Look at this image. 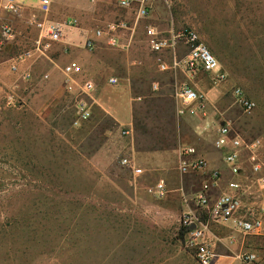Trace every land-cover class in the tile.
I'll return each mask as SVG.
<instances>
[{
  "label": "rangeland",
  "instance_id": "1",
  "mask_svg": "<svg viewBox=\"0 0 264 264\" xmlns=\"http://www.w3.org/2000/svg\"><path fill=\"white\" fill-rule=\"evenodd\" d=\"M22 1L9 12L0 0V264H197L180 234L181 220L199 212L192 197L211 171L221 173L217 192L230 177L213 146L219 124L229 122L246 142L259 141L261 171L246 168L242 206L256 211L264 202V0H130L127 8L118 0H100L93 11L90 0H53L48 14L38 10L37 0ZM45 21L61 25L59 42L41 33L37 24ZM81 27L104 33L96 41V57L120 70L138 48V56L151 61L149 27L163 38L183 29L199 35L227 80L217 86L200 79L204 93L219 90L214 106L207 107L214 130L199 136L193 130L198 119H180L181 146L209 154L218 168L181 174L177 143L151 147L169 138L171 104L154 99L148 84L144 100L133 107L131 126L117 123L90 98L91 119L76 123L74 104L87 73L83 59L90 57L76 45ZM111 35L118 48L108 44ZM177 53L185 54L182 45ZM72 60L81 65V75L63 72ZM103 80L102 90L113 92L109 106L128 119L127 97ZM234 87L254 103L250 112L235 103ZM125 158L143 175L134 176L122 164ZM160 179L167 193L157 199L149 190ZM207 228L215 253L222 255L218 264H240L241 252H252L260 257L256 264H264V233L243 236L210 221ZM229 236L236 242L228 243Z\"/></svg>",
  "mask_w": 264,
  "mask_h": 264
},
{
  "label": "built area",
  "instance_id": "2",
  "mask_svg": "<svg viewBox=\"0 0 264 264\" xmlns=\"http://www.w3.org/2000/svg\"><path fill=\"white\" fill-rule=\"evenodd\" d=\"M1 2L4 9L9 12H16L24 5V2L19 0H1ZM51 4L52 0H37V8L44 14H48ZM118 4L121 8H127L130 5V0H118ZM146 15L144 9L139 11V16L145 17ZM37 26L44 37L50 41H60L62 34L60 24L45 21L38 23ZM109 31L113 32L114 27L110 26ZM103 35L102 31H95L91 38L85 40L84 47L89 50L94 49L96 40ZM145 37L151 52L158 55L170 52L172 55L167 62L162 58L158 59L160 71L180 72L189 78L202 74L215 84L227 80V73L194 30L183 29L177 33L171 31L169 38H163L155 28L150 27L145 31ZM108 44L112 47H118L117 39L114 36L108 38ZM179 45L185 49V54L182 57L176 55ZM63 72L67 75H80L82 70L78 63L70 61L63 68ZM108 83L113 85L116 83V79L110 78ZM94 91L95 85L91 81H85L81 86L79 97L74 104L76 123L87 122L91 119L93 112L89 98ZM173 97L178 104L176 113L179 117L184 115L205 116V96L194 90L188 83L181 82L179 86L175 87ZM232 97L245 112H250L254 107L252 100L239 87L232 89ZM213 138V146L223 154L222 161L230 177L224 188L217 192L216 189L220 188L222 183L221 173L211 171L206 181L200 185L192 197L196 210L199 212L197 214H185L181 220L183 242L192 252L197 264H218L222 258V255L215 253L214 245L211 242L207 228L209 221L243 236L260 237L264 233V202L258 206L256 211L242 206V196H244L245 191L241 178L246 168H250L254 174L261 171L257 157L259 141H244L232 131L229 123L218 125L214 130ZM244 154L247 155V158H243ZM193 155V148L184 147L181 150L182 159L179 170L182 174L205 171V162L198 158H192ZM121 162L132 171L133 175H142V169L136 167L131 159L125 158ZM149 192L155 198L162 199L167 193L164 181L159 180L150 188ZM227 240L230 244L236 242L232 236L227 237ZM237 259L240 264H256L260 257L252 252H241L237 255Z\"/></svg>",
  "mask_w": 264,
  "mask_h": 264
},
{
  "label": "crops",
  "instance_id": "3",
  "mask_svg": "<svg viewBox=\"0 0 264 264\" xmlns=\"http://www.w3.org/2000/svg\"><path fill=\"white\" fill-rule=\"evenodd\" d=\"M19 1L22 2V0H19ZM99 1L100 0H90V2L93 3V5H92V7H88V9H90L88 11L95 10L96 7L99 6ZM52 2H53V0H52ZM86 11H87V9H83V12H86ZM78 14L82 15V12L79 11ZM78 30H80V33H79V40H78V42H76V45H79L81 48H85L84 47L85 40L87 38H91L95 32L94 33L88 32V31H86V29H83L82 27L78 28ZM111 36H114V35H111ZM101 38H100L101 40L98 39L96 41H99V40H100V42L103 41V36ZM117 42H118V47H119V45H121V44L119 43L118 39H117ZM97 45L98 44L96 43V46L92 50L85 48L88 52H90L89 53L90 57L88 59H83L84 65L87 67V73L85 75V79H86L85 81H91L95 85V91L91 94L90 99H92L93 103L96 105V107L98 109H100L106 115H109L111 118H113L120 125L125 124V125L131 126L132 121H133V107L135 106L136 103H139V101L144 100L143 98L146 96V95H144L145 89L143 88V86L145 84H148V86L150 85V89H151L150 92L153 95L154 99H157V101H169L171 104V110H170V114H169L170 115V130H171V132L169 134V130H165L166 137L169 135V138L164 137V139L165 140L168 139V141L165 142L164 139H162V140L159 139L161 142L159 141V143H157L155 145H151V147H153V148H166V147H169L168 145L170 143H173L174 144L173 146H175V144L177 143V145L179 146V149L175 151V154L177 155V158L179 159V167H180V161L182 159L181 150L184 147H188V146H181V144H183L182 142L184 141L183 137L181 136V132L183 131V127L180 126L179 120L180 119H198L199 124L194 125V127H193L194 132L199 136L210 132V128L214 129V126H211V123H209V117L207 116L209 111L207 110V107H210V110H211V107L214 106L212 102L215 101L219 97V90L212 88V89H208L206 91V93H204L202 91V88L200 85V79L202 77L206 78L207 76L202 75V74L198 75L197 77H194V78H189V77L181 74L180 72H172V71L162 72V71H160L159 65H158L159 64L158 59L162 58V60L167 62L172 56L170 52H164L160 55L152 52L153 57H152L151 61H148L147 58L138 56L139 54H141V48H138V50H137L138 55H136V57L135 56L134 57L133 56L128 57L122 64H120V67L122 68V70H120L118 68L119 64L117 65V67L116 66H114V67L109 66V65L103 63L102 61H100L96 57V55H97L96 53H98L101 50V47H99ZM121 47H123V46H121ZM123 48L125 50H127V46L126 47L124 46ZM176 55L178 57L183 56V55H178L177 51H176ZM72 61H74V60H72ZM80 61H81V59H80ZM76 63H78V62H76ZM151 63H154L155 65L153 67H151L150 66ZM80 67H81V65H80ZM81 70L83 72L82 67H81ZM177 76H183L184 80L178 82ZM103 78H107V80H109L110 78L116 79L115 84H113V85L109 84V83L108 84L112 87H114V86L119 87L118 89L120 91H123V93L127 97L128 105H129L128 106L129 107V113H130V116L128 117V119L125 117H120L119 113L114 112L112 110V108L109 106V104H108L109 102H108L107 98L109 99V95H111L113 92H112V90H109V93H107L106 91L102 90L101 85L104 86ZM144 82H147V83H144ZM181 82L188 83L194 90H196L197 92H201L205 96V99H206V114H205V116H202V115H198V116L184 115L182 117H179L177 115L176 110H177L178 104L173 97V93H174L175 87L179 86V84ZM223 83H226V81ZM219 85H222V84H219ZM154 86H155V88H154ZM217 86H218V84H217ZM170 87L173 89V91L171 93H169V91H168ZM92 109H93V106H92ZM131 118H132V120H131ZM224 123H229V122H224ZM224 123H222V124H224ZM222 124H219V125H222ZM130 129H132V128H130ZM192 158H198V159L203 160L205 162V166H206L205 171L218 168V166L216 164L209 163L211 160V156L207 153L206 154L205 153L198 154L194 150V155L192 156ZM131 161L135 164L133 159ZM135 166L138 167L136 164H135ZM213 171H217V170H213ZM142 175H143V173H142ZM136 177H139V176H136ZM160 180H162V179H160Z\"/></svg>",
  "mask_w": 264,
  "mask_h": 264
},
{
  "label": "trees",
  "instance_id": "4",
  "mask_svg": "<svg viewBox=\"0 0 264 264\" xmlns=\"http://www.w3.org/2000/svg\"><path fill=\"white\" fill-rule=\"evenodd\" d=\"M180 234L183 235V228L181 229Z\"/></svg>",
  "mask_w": 264,
  "mask_h": 264
}]
</instances>
